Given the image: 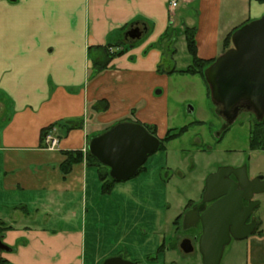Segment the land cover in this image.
<instances>
[{"label": "crops", "instance_id": "0c3cea01", "mask_svg": "<svg viewBox=\"0 0 264 264\" xmlns=\"http://www.w3.org/2000/svg\"><path fill=\"white\" fill-rule=\"evenodd\" d=\"M263 13L264 1L258 0H181L174 11H169L168 0H0V190L8 196L20 194L15 206L0 205L7 211L2 217L0 210V237L10 248L0 251V260L102 264L121 256L133 264H157L164 251L183 253L180 239L162 251L159 240L143 246L145 256L140 260L124 248L108 251L101 243L104 231L95 225L108 212L94 207V201L111 193H103L101 183L100 192L89 191L87 183L89 170L98 167H87L83 160L64 175L60 164L66 152L81 151L84 157L91 137L126 118L155 126L158 138L169 129L188 125L189 130L197 126L195 121L204 122L196 116L177 125L182 111L170 92L181 80L198 91L202 81L207 95L202 78L163 71L184 69L191 63L183 29L194 28L199 59L215 60L230 31ZM177 23L181 32L168 40V25ZM135 26L141 29L140 37L126 38L125 33ZM116 44L123 52L101 73L89 77L101 56L99 48ZM165 48L172 51V67L161 65ZM178 52L183 53L179 64ZM101 100L107 103L106 110H92ZM195 110L192 107L188 113ZM90 124L101 131L91 132L94 125ZM44 129L58 139L57 149L44 147ZM242 164L234 160L226 165ZM27 192L36 194L29 199L31 211L24 205L27 200L22 201ZM11 209L19 214L12 220ZM52 211L62 226L46 228L26 221L32 213L46 216ZM257 219L255 233L236 239L247 240L241 264H264V215Z\"/></svg>", "mask_w": 264, "mask_h": 264}, {"label": "rangeland", "instance_id": "374dc122", "mask_svg": "<svg viewBox=\"0 0 264 264\" xmlns=\"http://www.w3.org/2000/svg\"><path fill=\"white\" fill-rule=\"evenodd\" d=\"M176 14L178 15L177 11ZM168 26V40L181 32L180 23L173 27ZM164 52L162 67H172L174 63L171 59V51L165 48ZM182 57L183 53L178 52L177 64L181 63ZM177 75L175 79H180ZM198 83V91H196L181 80L170 92L182 111L176 122L177 125L188 123L196 116L203 118L204 122L187 130L181 135L182 137L165 144L164 150H157L148 155L136 175L113 183L109 197L94 201V207L106 209L108 212L98 217L101 222L95 223L104 231L100 233L101 243L108 248V251L116 253L124 248L132 258L140 260L145 256L143 246L147 244L151 246L159 240L162 251V248L175 244L183 235L193 233L192 229L182 228L183 212L188 203H196L199 200L205 178L219 167L228 166L226 164H231L234 160L243 161L242 165L246 170L247 167L250 168L247 172L249 178H254L252 175L264 177V150L248 149V134L254 114L247 109L241 110L234 122L223 132L224 119L214 110L215 104L210 96L205 94L203 82ZM185 98L190 99L184 101ZM188 106L196 108L194 113L187 112ZM90 125H94L91 132H100L102 129L95 124ZM216 134L220 135L219 140ZM101 169L106 170L104 167ZM88 173L89 191L95 189L96 192H100L97 170L92 169ZM0 192L1 206H8L9 203L15 206L20 198L19 193L12 192L11 196H8L2 190ZM35 195L27 192L23 197L21 196L26 198L22 201L27 200L24 205L30 211L33 209V203H29L31 201L29 199H34ZM254 200L258 204L253 210V217L257 218L264 215V192L255 194ZM0 210L1 216H5L7 213L4 211L5 208L1 207ZM16 211L11 209V220L12 217L19 216ZM31 217L26 220L29 224L34 221L46 228L63 225L54 211L46 216L32 213ZM177 218L179 221L181 219L179 225L176 224ZM246 246L247 240L231 239L223 248L219 264L243 263ZM157 264H202L198 245H195L190 253L164 251L159 256Z\"/></svg>", "mask_w": 264, "mask_h": 264}, {"label": "water", "instance_id": "95a60500", "mask_svg": "<svg viewBox=\"0 0 264 264\" xmlns=\"http://www.w3.org/2000/svg\"><path fill=\"white\" fill-rule=\"evenodd\" d=\"M140 35L138 26L125 33L130 39ZM230 41L231 46L204 70L210 98L220 107L219 114L228 124L234 122L241 108L250 110L260 120L264 116V13L235 29ZM187 112H192L191 106ZM158 147L159 138L142 124L123 121L91 137L87 149L109 168L111 179L123 181L136 175L147 156ZM261 192L264 177L249 178L244 165L222 166L206 177L201 203L187 210L182 222L183 229L201 226L197 245L202 264H219L223 248L231 238L244 239L253 232L254 218L249 225L245 221L258 204L253 196ZM243 200L247 205H243ZM206 202H211L208 207ZM179 248L184 253L194 249L188 238L180 240ZM0 250H10L1 237ZM102 264L133 262L113 256Z\"/></svg>", "mask_w": 264, "mask_h": 264}, {"label": "trees", "instance_id": "16d2710c", "mask_svg": "<svg viewBox=\"0 0 264 264\" xmlns=\"http://www.w3.org/2000/svg\"><path fill=\"white\" fill-rule=\"evenodd\" d=\"M258 1H264V0H258ZM235 29L230 31L225 36V38L223 39V43H222L223 51L227 50L230 47V45H231L230 44L231 43V41H230L231 34L233 33V31ZM183 31H184L185 40H186L187 52L191 56V63L188 66H186L184 69L175 70L174 68H169V69H166L163 71L168 73V74L176 73V74L190 75V76L199 75L206 85L207 95L210 96L209 87H208V85L205 81V78H204V70L214 60H202V59H199L197 57L196 47H195V39H194L195 30L193 27H185L183 29ZM118 47H119V45L116 44V45H107V46L99 48L101 56H100L99 60H96L93 63V66L89 72V77H93V76L101 73L103 70H105L109 66V63L111 62V60L114 57L119 56L123 52V50H121ZM106 108H107V103L104 100L96 102L91 107V109L94 110L95 112L105 111ZM217 108H218V110H220L219 106H217ZM241 110H243V108H241ZM129 120H130V118H126L120 122L129 121ZM130 122L137 123L136 121H133V120ZM195 123L200 124L201 121H195ZM142 125L146 128V130L150 134L156 136L155 126L147 125V124H142ZM112 126L113 125L104 129L102 132L108 130ZM47 130L48 129H44L41 132V142H43L45 134L47 133ZM187 130H188V125L167 130L165 135L162 138H159L158 150H164L165 144H167L168 142H170L172 140L177 139L178 137L183 135ZM248 149L250 151L251 150H264V116L260 120H257L255 117L252 119V123L250 125V130H249V134H248ZM65 154H66V158L60 164V170L64 175L70 172V170L74 164L80 163L83 160H85L87 167H91V166L98 167V170H97L98 178L100 180L101 191L103 193H109L111 190V187L113 186L112 184L115 182H119V181H115V180L110 178L109 168L106 167L105 165L101 164L94 156H92L89 153L88 149H87L86 155L84 157H83V154L81 153V151L66 152ZM102 167L106 168V170L105 171L100 170ZM189 204L190 203H188V205ZM176 220H177L176 224L179 225L180 224L179 222L181 221V219H180V221L178 220V218ZM0 264H7V263L4 260H0Z\"/></svg>", "mask_w": 264, "mask_h": 264}, {"label": "flooded vegetation", "instance_id": "af4514ba", "mask_svg": "<svg viewBox=\"0 0 264 264\" xmlns=\"http://www.w3.org/2000/svg\"><path fill=\"white\" fill-rule=\"evenodd\" d=\"M218 112V114H219V111H217ZM220 115V114H219ZM221 116V115H220ZM223 118V117H222ZM224 119V118H223ZM225 121V120H224ZM202 123V122H201ZM196 124V123H195ZM232 124V123H231ZM230 124H228V123H226V121H225V124L223 125V132H225V130L228 128V126H229ZM216 136L218 137V139H220L221 137H220V135L219 134H216ZM240 167V166H239ZM248 175V174H247ZM231 178H233V176H230ZM249 177V176H248ZM206 179V178H205ZM204 182H205V180H204ZM203 191H204V183H203V186H202V190L200 191V197H199V200L196 202V203H190L186 208H185V210H184V212H183V215H182V219H183V217H184V215H185V212L187 211V210H189V209H191V208H193L194 206H196V205H199L200 203H201V200H202V194H203ZM253 200H254V196H253ZM210 203L211 202H206V204H205V207H208L209 205H210ZM243 205H247V201H245V200H243ZM256 207V206H255ZM255 207H254V209H255ZM253 209V210H254ZM253 210H252V212L250 213V215L247 217V219H246V221H245V223L247 224V225H249V224H251L252 223V218H254V220H255V228H254V230H253V232L251 233V234H253V233H255L256 231H257V229H258V226H259V220L256 218V217H253ZM199 213H201V212H199ZM188 230H193L194 232L193 233H191V234H189V235H183L182 236V238L180 239V240H182V239H184V238H188V239H190V241H191V243H192V245H193V247L195 246V245H197V243H198V238L200 237V235H201V226H200V224H197L195 227H190V228H187ZM231 239H233V238H231ZM230 239V240H231Z\"/></svg>", "mask_w": 264, "mask_h": 264}, {"label": "built area", "instance_id": "2783aa9c", "mask_svg": "<svg viewBox=\"0 0 264 264\" xmlns=\"http://www.w3.org/2000/svg\"><path fill=\"white\" fill-rule=\"evenodd\" d=\"M181 0H168V8L170 11L175 10L180 3ZM45 148L48 150H55L58 147V139L48 131L44 137Z\"/></svg>", "mask_w": 264, "mask_h": 264}]
</instances>
